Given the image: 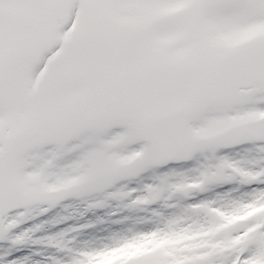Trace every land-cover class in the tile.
<instances>
[{"label":"snow or ice","instance_id":"1","mask_svg":"<svg viewBox=\"0 0 264 264\" xmlns=\"http://www.w3.org/2000/svg\"><path fill=\"white\" fill-rule=\"evenodd\" d=\"M177 4L174 13L149 15ZM131 16L141 22H122ZM261 23L264 0H0V236L34 207L62 199L17 203L35 173L50 182L87 171L89 184L103 190L146 167L214 151L225 140L264 141L240 138L264 129V120L224 137L201 139L194 131L264 111V35L231 49L208 40ZM170 36L175 39L162 46ZM180 50L188 55H173ZM137 141L145 143L133 148ZM137 151L142 155L131 164L115 165V157ZM73 152L76 159L62 162ZM257 219L230 234L243 233ZM49 240L68 251L69 258L55 264H75L88 250L69 247L63 233ZM261 253L264 224L208 264H247Z\"/></svg>","mask_w":264,"mask_h":264},{"label":"rangeland","instance_id":"2","mask_svg":"<svg viewBox=\"0 0 264 264\" xmlns=\"http://www.w3.org/2000/svg\"><path fill=\"white\" fill-rule=\"evenodd\" d=\"M258 35H264V23L216 32L208 40L215 46L231 49ZM254 114L259 116L256 118ZM253 120H264V111L230 116L194 131L197 137L207 139L223 127L240 128ZM250 137L264 138V129L240 138ZM233 140H225V145L214 151L197 150L187 159L146 167L135 175L121 177L103 190V185L89 184L87 171L60 176L50 182L40 179L38 173L33 174L19 190L23 203L51 204L62 199L51 207L46 204L34 207L0 236V264H32L36 259L55 264L57 259L67 260V248L49 240L60 233L69 247L88 248L80 252L75 264H208L211 257L235 248L264 224V199L246 198L249 208H237L239 203L234 200L235 194L241 197L242 192L256 186L264 188V180L251 181L264 175L261 168L264 141ZM234 142L237 143L231 144ZM143 143L137 141L132 147L139 148ZM141 155L137 151L117 156L114 163L125 167ZM77 156L76 152L69 153L62 162H71ZM249 156L254 159L246 163ZM84 188L101 191L72 195ZM223 191L230 194L221 195ZM257 196L262 198L264 190ZM40 207L45 210L40 211ZM253 217L258 218L257 223L239 235L230 234L234 226ZM163 223L165 228H160ZM127 225L146 231L117 236ZM17 236L22 238L17 240ZM103 238L107 240L102 248H94ZM247 264H264V253Z\"/></svg>","mask_w":264,"mask_h":264},{"label":"bare ground","instance_id":"3","mask_svg":"<svg viewBox=\"0 0 264 264\" xmlns=\"http://www.w3.org/2000/svg\"><path fill=\"white\" fill-rule=\"evenodd\" d=\"M182 5H180V4H177V5H174V6H170V7H163V8H158V9H155V10H152L150 13H149V15L150 16H153V17H155V16H160V15H167V14H171V13H174V12H176V11H178V9H179V7H181ZM141 17H136V16H131V17H129V18H126V17H123L122 18V22L123 23H126V24H129V25H135V24H138V23H140L141 22ZM172 39H175V37L174 36H170V37H166V38H163L162 40H161V45L162 46H166L168 43H169V41H171ZM173 55H175L176 57H184V56H186V55H188V50H180V51H178V52H176V53H174ZM254 116L257 118L259 115L258 114H254ZM234 140H236V139H234ZM233 140V141H234ZM235 143V142H234ZM245 151V150H244ZM244 151H242V152H244ZM246 156V155H245ZM254 158L253 157H251V156H249V157H247L246 158V160H245V162L246 163H249L251 160H253ZM257 188H260V187H257L256 186V188H254V189H252V190H246V191H244V192H242L241 194H243V196H241V197H239L238 196V194H235V198H234V200H237L238 201V203H239V205L237 206V208H242V207H247V208H249V205L246 203L247 202V200H245L246 199V196L248 195V194H250V193H252L253 191H255ZM260 192V191H259ZM259 192H257V193H255V194H253V195H251L250 196V200H253V198L256 196V198L255 199H257V201H259V200H263L264 199V196L262 197V198H259V196H257V194H259ZM229 192L227 191H223V192H221V195H224V196H228L229 194H228ZM253 201H256V200H253ZM240 203H246V204H240ZM242 206V207H241ZM104 213H102V215H103ZM144 218V217H143ZM142 219V218H141ZM142 220H145V219H142ZM131 223V222H130ZM130 223H129V225H130ZM157 224H158V222H157ZM90 225V224H89ZM129 225H127L125 228V230H124V232H119L118 234H117V236H122V235H133L135 232H139V231H146V230H144L143 228H141V229H139V230H136L135 228H134V226H129ZM129 226V227H128ZM29 227H31V226H28L27 228H29ZM160 228H165V223H163L162 225H160L159 226ZM121 228V227H120ZM121 229H124V228H121ZM156 230H157V227L155 228ZM111 231V230H110ZM114 233V232H113ZM109 234H106V236H108ZM109 238H112V236H110ZM106 240L107 239H102V240H100L99 241V243L97 244V245H94L93 247L94 248H96L97 250L98 249H100V248H102V246L104 245V243L106 242ZM92 242V240L90 241V243ZM40 258H46V257H40ZM23 260V258L22 257H20L19 258V261H22ZM32 264H48L47 263V261H45V260H42V259H36V260H33V262H32ZM50 264V263H49Z\"/></svg>","mask_w":264,"mask_h":264},{"label":"water","instance_id":"4","mask_svg":"<svg viewBox=\"0 0 264 264\" xmlns=\"http://www.w3.org/2000/svg\"><path fill=\"white\" fill-rule=\"evenodd\" d=\"M3 193L2 192H0V206H2V204H3ZM16 201H17V198H16Z\"/></svg>","mask_w":264,"mask_h":264}]
</instances>
